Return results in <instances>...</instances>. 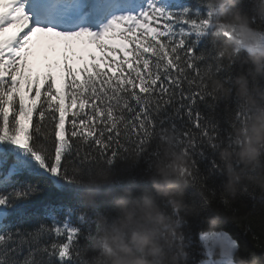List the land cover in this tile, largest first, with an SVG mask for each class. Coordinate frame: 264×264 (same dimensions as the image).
Returning a JSON list of instances; mask_svg holds the SVG:
<instances>
[{
	"label": "snow or ice",
	"instance_id": "1",
	"mask_svg": "<svg viewBox=\"0 0 264 264\" xmlns=\"http://www.w3.org/2000/svg\"><path fill=\"white\" fill-rule=\"evenodd\" d=\"M207 15L167 11L157 0H0V166L13 160L5 182L27 173L71 186L96 160L143 147L174 126L190 155L208 160L207 173L195 167L190 179L208 193L200 206L212 215L207 180L222 173L207 151L215 141H203L219 137V125L198 105L212 100L205 72L222 66L197 51ZM38 188L0 191V264H79L82 229L70 208L63 221L50 212V224L31 230L5 223L24 215L17 205ZM199 240L208 248L199 264H237L239 241L229 234L201 232Z\"/></svg>",
	"mask_w": 264,
	"mask_h": 264
},
{
	"label": "trees",
	"instance_id": "2",
	"mask_svg": "<svg viewBox=\"0 0 264 264\" xmlns=\"http://www.w3.org/2000/svg\"><path fill=\"white\" fill-rule=\"evenodd\" d=\"M251 4L252 0H239L237 6L246 12L251 9L253 25L264 29V20L255 15ZM185 7L193 12L198 10L202 14H208L202 24L204 40L197 51H202L206 57H211L213 65L222 66L219 72L212 70L205 72L207 93L212 100L198 105L206 119L219 125L220 136L209 135L203 141L205 146L215 141V146L208 148L207 151L209 158H212L214 154V159L221 166L222 173V176L217 175L207 180V187L215 190L211 205L213 214L201 211V197L208 193L194 186L190 179L195 167H198L201 173H207L208 160L191 156L181 140L183 129L173 126L161 128L152 133L151 143L146 142L143 147H130L108 160L103 158L96 160L78 172L71 186L63 185L58 188L50 180L27 173L12 177L13 183H8L5 182L7 172L3 173V176L0 174V191L10 190L11 187L26 183L39 186L31 199L17 205L24 215L21 217L13 214L9 217L10 222L19 221L15 227L31 230L41 223L50 224L51 221L47 219L50 212H54L57 218L63 221L66 210L70 208L71 223L82 229L79 241L81 248L77 253V259L79 264H92L93 258L99 253L98 240L102 231L110 228L119 217L121 198L128 206H131V202L139 199L145 192L155 195L151 178L156 175V165L165 160V148L169 144V138L175 134L171 144L172 149L183 150L189 157V166L183 169L187 186L183 187L182 199L187 207L177 212L167 198L155 196V200L161 210L181 225L186 238L184 242L187 244L185 248L188 254L187 264H193L194 260L198 264L206 256L205 247H202L199 240L201 232L221 231L239 241L237 264L240 261H245V264H257L264 261V191L257 186H247L246 190L238 193L235 198L228 196L224 190L227 177L223 164L218 159L219 149L228 147L235 150L234 129L237 126H243L250 115L235 96L234 88L232 97L225 101L218 98V92L212 86L213 80H220L231 86L241 67H247L238 62H229L223 57L220 49L224 39H230V37L217 32L215 24L211 28L208 27L210 20L211 23H229L235 9L227 3V0H169L166 10L176 12ZM240 56L243 59L247 54L241 52ZM193 159L198 163L194 165ZM9 160L12 158L9 157ZM234 167L239 168L240 165L236 163ZM126 190L131 191V196L125 195ZM222 199H227L229 205L225 206L221 202Z\"/></svg>",
	"mask_w": 264,
	"mask_h": 264
},
{
	"label": "clouds",
	"instance_id": "3",
	"mask_svg": "<svg viewBox=\"0 0 264 264\" xmlns=\"http://www.w3.org/2000/svg\"><path fill=\"white\" fill-rule=\"evenodd\" d=\"M227 3L235 12L222 28L232 36L224 39L220 52L227 61L247 67H241L231 86L220 80H213L212 86L225 101L232 97L234 88L241 106L250 114L243 126L234 129L235 150L224 147L218 152L227 177L225 193L235 198L247 186L264 191V29L253 25L251 9L246 12L239 8V0ZM251 5L255 15L264 20V0H252ZM241 52L246 58H241ZM174 135L165 148V160L156 165V175L151 178L155 195L145 192L131 206L121 198L119 217L102 231L99 253L92 264H187L181 225L155 200V196L167 198L177 212L187 207L182 199L183 187L187 186L183 169L189 166V157L183 150L172 149ZM168 160L171 162L166 163ZM236 163L239 168L234 167ZM125 195L131 196V191L126 190Z\"/></svg>",
	"mask_w": 264,
	"mask_h": 264
},
{
	"label": "rangeland",
	"instance_id": "4",
	"mask_svg": "<svg viewBox=\"0 0 264 264\" xmlns=\"http://www.w3.org/2000/svg\"><path fill=\"white\" fill-rule=\"evenodd\" d=\"M160 1H163V0H157V3L160 2ZM136 3H138V2H136ZM141 6H142V5H141ZM159 7H161V5H159ZM140 10H141V8H137V9H136V12H139ZM213 24L216 25L215 30H216L217 32H220V33H222V34H225V35H227L228 37L231 38L232 33L229 32V31L223 30V28H222V25L227 24V23H225V22H224V23H223V22H217V23L215 22V23H211V21H210L209 24H208V27L211 28V26H212ZM208 247H211L214 253H218V250L214 247V243H213V242L209 241V242H208ZM205 250H206V252H207V251H208V248L205 247ZM215 258H216V259H219L218 254L215 255ZM204 259H207V256H205V258H203L202 260H204ZM198 264H199V262H198Z\"/></svg>",
	"mask_w": 264,
	"mask_h": 264
}]
</instances>
